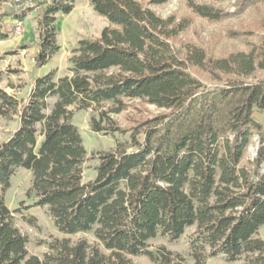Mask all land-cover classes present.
<instances>
[{"label":"trees","instance_id":"16d2710c","mask_svg":"<svg viewBox=\"0 0 264 264\" xmlns=\"http://www.w3.org/2000/svg\"><path fill=\"white\" fill-rule=\"evenodd\" d=\"M169 1L91 0L108 26L96 39L79 40L70 75L56 78L51 71L36 77L23 100L0 89V116L17 117L19 124L0 145V264H134L129 256L183 264L166 248L151 250L149 243L158 237L176 242L191 227L194 264L220 256L264 264L259 235L264 126L254 119V111L264 109V81L249 82L264 71V38L248 53L226 58H212L204 50L173 54L168 41L187 25L163 19L150 7ZM39 6L35 62L42 68L60 51L57 16L69 15L75 0ZM190 8L212 22L224 18L208 6L190 3ZM6 17L14 22L11 28ZM26 17L25 9L2 15L0 42ZM190 68L208 73L219 85L207 88ZM50 99H55L51 108ZM137 100L164 111L131 129L129 145L100 153L96 177L85 181L88 154L71 108L92 110L94 133L124 135L129 131L113 115ZM255 137L257 156L244 166ZM20 168L32 173L28 209H45L62 234L92 232L99 243L56 239L42 258L30 256L5 201Z\"/></svg>","mask_w":264,"mask_h":264},{"label":"rangeland","instance_id":"374dc122","mask_svg":"<svg viewBox=\"0 0 264 264\" xmlns=\"http://www.w3.org/2000/svg\"><path fill=\"white\" fill-rule=\"evenodd\" d=\"M46 0H0V17L12 11H23L27 17L23 22L21 33H15L0 42V89L5 90L18 99H25L36 77L55 71L56 78L70 75V58L72 50L81 39H96L102 30L108 26V21L95 13L91 0H75L74 10L69 15L57 16V42L60 51L52 57L49 63L38 68L35 62L40 44V33L37 24V15L40 13L39 4ZM148 1V0H141ZM190 3L211 7L222 13L224 18L212 22L195 14ZM163 19L173 18L176 24L187 25L175 39L168 41L171 52L185 55L195 50H204L210 57L226 58L234 53H248L254 45H258L264 38V0H170L162 5L150 6ZM32 9V10H29ZM5 25L8 28L14 22L6 17ZM189 72L207 88L219 85L212 77L199 69L190 68ZM264 81V71L256 72L249 82ZM51 108L55 99H50ZM73 123L78 127L83 137L88 160L84 165V180L89 181L96 177L95 166L98 164V155L114 150L118 144L131 143V129L140 123L151 119L164 110L141 101L128 102V108L119 115H113L118 125L128 133L99 134L91 129L92 110L78 111L75 107ZM254 119L264 126V109L254 111ZM18 118L6 119L0 116V145L7 141L18 128ZM259 138L255 137L248 147L242 165L248 166L257 156ZM130 151H133L131 149ZM32 186V173L29 170L17 169L11 178L10 188L5 193V201L12 212L13 222L20 233L27 238V251L30 256L43 257L49 251V245L56 239H70L72 243L86 240L91 245L99 242L94 234L79 233L65 235L55 227L53 220L46 210L35 207L28 209L32 200L28 191ZM195 227L189 228L182 238L176 242L168 238L158 237L150 241V249L166 248L175 255L177 261L183 264H194L190 252V239ZM264 238V227L260 231ZM101 249L106 253L102 247ZM178 256V257H176ZM134 264H154L147 257L129 256ZM207 264H246L244 259L229 262L224 256L211 258Z\"/></svg>","mask_w":264,"mask_h":264},{"label":"built area","instance_id":"2783aa9c","mask_svg":"<svg viewBox=\"0 0 264 264\" xmlns=\"http://www.w3.org/2000/svg\"><path fill=\"white\" fill-rule=\"evenodd\" d=\"M18 26H19L18 27V32L21 33V26H22V24H19Z\"/></svg>","mask_w":264,"mask_h":264}]
</instances>
